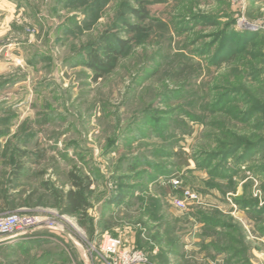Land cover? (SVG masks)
<instances>
[{
	"label": "rangeland",
	"instance_id": "1",
	"mask_svg": "<svg viewBox=\"0 0 264 264\" xmlns=\"http://www.w3.org/2000/svg\"><path fill=\"white\" fill-rule=\"evenodd\" d=\"M17 211L58 228L1 240L0 264H101L108 235L137 264H264V0H0Z\"/></svg>",
	"mask_w": 264,
	"mask_h": 264
},
{
	"label": "built area",
	"instance_id": "2",
	"mask_svg": "<svg viewBox=\"0 0 264 264\" xmlns=\"http://www.w3.org/2000/svg\"><path fill=\"white\" fill-rule=\"evenodd\" d=\"M178 184L179 180L173 179ZM187 198H195L196 195L186 191ZM179 204L184 205V201L178 200ZM45 224L50 228H58L55 221L43 219L35 214L17 211L9 214H0V241L8 239L10 236L22 234L30 229L40 227ZM103 262L101 264H137L146 261L142 251H132L123 246L120 237L106 236L104 243L99 251Z\"/></svg>",
	"mask_w": 264,
	"mask_h": 264
},
{
	"label": "trees",
	"instance_id": "3",
	"mask_svg": "<svg viewBox=\"0 0 264 264\" xmlns=\"http://www.w3.org/2000/svg\"><path fill=\"white\" fill-rule=\"evenodd\" d=\"M94 59L96 61H99V63H104L102 59ZM72 178L75 179L76 185L74 186H76V188H71L66 193H63L61 191H53L56 198H58L60 200V203L63 205V211L71 214L87 205L88 201L85 192L89 189V183L84 182V179H82L81 177L73 174Z\"/></svg>",
	"mask_w": 264,
	"mask_h": 264
}]
</instances>
